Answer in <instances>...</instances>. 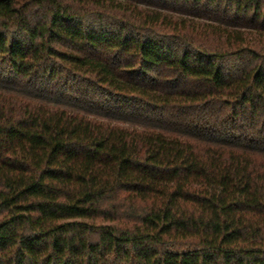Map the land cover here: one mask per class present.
<instances>
[{"label":"trees","instance_id":"trees-1","mask_svg":"<svg viewBox=\"0 0 264 264\" xmlns=\"http://www.w3.org/2000/svg\"><path fill=\"white\" fill-rule=\"evenodd\" d=\"M0 264H264V0H0Z\"/></svg>","mask_w":264,"mask_h":264}]
</instances>
